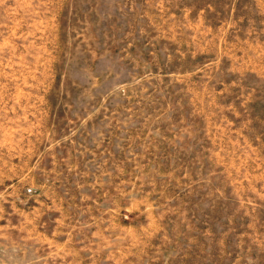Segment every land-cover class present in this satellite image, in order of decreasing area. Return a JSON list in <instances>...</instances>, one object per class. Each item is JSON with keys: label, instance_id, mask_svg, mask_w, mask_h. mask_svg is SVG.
I'll return each instance as SVG.
<instances>
[{"label": "rangeland", "instance_id": "rangeland-1", "mask_svg": "<svg viewBox=\"0 0 264 264\" xmlns=\"http://www.w3.org/2000/svg\"><path fill=\"white\" fill-rule=\"evenodd\" d=\"M0 264H264V0H0Z\"/></svg>", "mask_w": 264, "mask_h": 264}]
</instances>
